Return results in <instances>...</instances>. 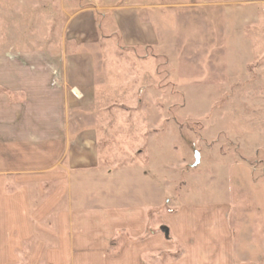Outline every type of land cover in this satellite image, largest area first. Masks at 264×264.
<instances>
[{
  "label": "rangeland",
  "instance_id": "rangeland-1",
  "mask_svg": "<svg viewBox=\"0 0 264 264\" xmlns=\"http://www.w3.org/2000/svg\"><path fill=\"white\" fill-rule=\"evenodd\" d=\"M44 3L0 0L8 16L0 25L9 30L18 26L9 17L19 8L25 17L20 26H28L30 37L35 36L29 48L16 47L2 58L16 63L42 58L37 39L44 31L43 20L50 14L49 29L57 33L64 25L57 17L58 2L48 10ZM164 3L178 8L157 16L162 48L122 50L114 35L104 40L107 50L100 53L103 68L98 69L94 95L84 98L68 88L62 107L68 134L99 129L100 172L110 179L102 182L103 204H142L159 224L184 203H226L232 208L237 264H264V4L190 8L202 1ZM29 13L41 14L40 25H32ZM103 24L110 26L109 18ZM20 37L21 43L25 39ZM4 41L10 45L11 37ZM31 70L45 72L38 66ZM14 105L41 111L52 103L21 100ZM4 155L10 157L11 151ZM86 184L79 191L84 196L92 194ZM118 239L111 254L119 253ZM172 247L168 256L177 258L181 247ZM19 264H27L25 256Z\"/></svg>",
  "mask_w": 264,
  "mask_h": 264
},
{
  "label": "crops",
  "instance_id": "crops-1",
  "mask_svg": "<svg viewBox=\"0 0 264 264\" xmlns=\"http://www.w3.org/2000/svg\"><path fill=\"white\" fill-rule=\"evenodd\" d=\"M165 1L44 0L47 10L58 2L57 17L64 25L58 33L50 30L49 14L37 39L42 58L31 56L23 63L2 58L16 47L29 48L28 41L35 39L28 26H20L25 19L20 9L12 10L9 17L18 26L13 24L9 30L0 25V264H19L23 256L27 264H237L231 206L184 203L158 224L142 204H103L102 182L110 179L100 172L99 129L68 134L62 108L68 88L84 98L94 95L98 69L103 68L99 60L106 49L104 40L114 35L122 50L162 48L157 16L178 8ZM200 1L189 7L264 4V0ZM0 11V22L8 20L4 9ZM33 14L29 13V20L39 24L43 17ZM108 18L111 25L104 27ZM5 33L11 37L10 45L4 41ZM20 36L25 39L21 43ZM37 66L45 72L37 75L31 70ZM3 90L16 95L8 97ZM21 100L52 105L49 110L25 111L14 105ZM6 151H11L10 157L4 155ZM81 184L89 185L92 194L79 193ZM117 236L119 253L111 254ZM175 243L181 253L170 258Z\"/></svg>",
  "mask_w": 264,
  "mask_h": 264
},
{
  "label": "water",
  "instance_id": "water-1",
  "mask_svg": "<svg viewBox=\"0 0 264 264\" xmlns=\"http://www.w3.org/2000/svg\"><path fill=\"white\" fill-rule=\"evenodd\" d=\"M196 158H197V160H198L199 156H198V155H196Z\"/></svg>",
  "mask_w": 264,
  "mask_h": 264
},
{
  "label": "trees",
  "instance_id": "trees-1",
  "mask_svg": "<svg viewBox=\"0 0 264 264\" xmlns=\"http://www.w3.org/2000/svg\"><path fill=\"white\" fill-rule=\"evenodd\" d=\"M169 240H172V238L169 237Z\"/></svg>",
  "mask_w": 264,
  "mask_h": 264
},
{
  "label": "built area",
  "instance_id": "built-area-1",
  "mask_svg": "<svg viewBox=\"0 0 264 264\" xmlns=\"http://www.w3.org/2000/svg\"><path fill=\"white\" fill-rule=\"evenodd\" d=\"M93 1V0H92Z\"/></svg>",
  "mask_w": 264,
  "mask_h": 264
}]
</instances>
